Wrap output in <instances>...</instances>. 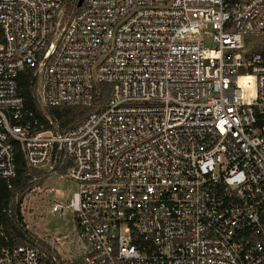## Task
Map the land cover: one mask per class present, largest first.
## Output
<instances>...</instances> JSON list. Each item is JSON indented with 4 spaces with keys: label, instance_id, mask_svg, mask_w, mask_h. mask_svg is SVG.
Segmentation results:
<instances>
[{
    "label": "built area",
    "instance_id": "2783aa9c",
    "mask_svg": "<svg viewBox=\"0 0 264 264\" xmlns=\"http://www.w3.org/2000/svg\"><path fill=\"white\" fill-rule=\"evenodd\" d=\"M0 0V179L70 163L66 205L80 256L67 264H264V0ZM78 4V3H77ZM43 108L106 102L75 128ZM53 124V122H51ZM35 242L0 264H41Z\"/></svg>",
    "mask_w": 264,
    "mask_h": 264
},
{
    "label": "trees",
    "instance_id": "16d2710c",
    "mask_svg": "<svg viewBox=\"0 0 264 264\" xmlns=\"http://www.w3.org/2000/svg\"><path fill=\"white\" fill-rule=\"evenodd\" d=\"M79 0H70L67 5V13L78 12ZM248 43V38L245 44ZM264 54V51H262ZM101 93L97 96L95 105L87 106H70V107H46L43 108L36 98V80L33 73L27 71L19 79V93L24 98L25 109L27 112L34 113L40 125L38 129H56L60 133H65L80 123H82L97 107L103 105L109 97L110 87L106 84L98 86ZM53 122V124L51 123ZM71 164L67 163L58 168L61 175H66ZM44 174L42 169H31L28 167L24 155L19 150L17 154V176L12 181V188L9 187L4 179H0V245L18 246L27 242H35L34 235L25 227L20 214V205L23 196L32 189L33 179L36 175ZM38 245L42 250L43 244L39 241ZM48 254L41 264H62L56 252L48 248ZM52 251V253H51ZM57 255V256H54ZM59 261V262H58Z\"/></svg>",
    "mask_w": 264,
    "mask_h": 264
},
{
    "label": "rangeland",
    "instance_id": "374dc122",
    "mask_svg": "<svg viewBox=\"0 0 264 264\" xmlns=\"http://www.w3.org/2000/svg\"><path fill=\"white\" fill-rule=\"evenodd\" d=\"M245 51L262 53L264 36L249 37ZM42 170L44 174L34 177L32 189L23 196L20 214L25 227L34 235L35 242L43 244V252L48 254L50 247L58 254L59 261L67 264L80 256L76 223L70 212L63 210L53 214L51 209L55 202L66 205L75 185L66 175L53 171L49 166Z\"/></svg>",
    "mask_w": 264,
    "mask_h": 264
},
{
    "label": "water",
    "instance_id": "95a60500",
    "mask_svg": "<svg viewBox=\"0 0 264 264\" xmlns=\"http://www.w3.org/2000/svg\"><path fill=\"white\" fill-rule=\"evenodd\" d=\"M83 1H84V0H79V1H78V7H81V6H82Z\"/></svg>",
    "mask_w": 264,
    "mask_h": 264
}]
</instances>
